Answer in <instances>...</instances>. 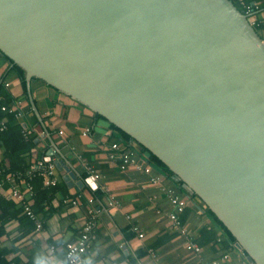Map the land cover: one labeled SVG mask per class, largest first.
I'll use <instances>...</instances> for the list:
<instances>
[{
	"label": "water",
	"instance_id": "1",
	"mask_svg": "<svg viewBox=\"0 0 264 264\" xmlns=\"http://www.w3.org/2000/svg\"><path fill=\"white\" fill-rule=\"evenodd\" d=\"M0 52L39 118L34 78L160 159L264 264V44L231 0H0Z\"/></svg>",
	"mask_w": 264,
	"mask_h": 264
},
{
	"label": "crops",
	"instance_id": "2",
	"mask_svg": "<svg viewBox=\"0 0 264 264\" xmlns=\"http://www.w3.org/2000/svg\"><path fill=\"white\" fill-rule=\"evenodd\" d=\"M252 2L259 4L254 17L262 22L264 1L251 0ZM259 34L264 40V28ZM9 70V63L0 56V76L5 77ZM6 81L10 83L8 91L12 97L24 101L23 122L27 129L36 133L38 147L34 153V163L49 159V151L60 153L75 173L76 182H82L83 186L69 187L63 179L65 171L59 170L56 171L58 184H63L66 188V195H70L67 196L68 199H76L78 194L84 197L80 196V205L70 203L60 206L62 194L57 195L52 205L60 208L44 222L43 230L39 233L34 227V231L23 236L25 230L22 229L20 220H9L5 225L7 235L0 238V258L9 264H27L30 259L31 263L38 264L41 261H46L47 264L62 262L63 245L77 238L87 219L86 203L82 199L94 198L97 190L107 187L121 206H109L105 192L97 199L96 206L100 213L94 229L95 240L93 239L87 254L79 258L78 264H210L215 260L218 264H250L236 245L205 241L208 236H202L201 232L212 231L213 222L201 206L190 199L187 200L188 211L184 210L185 214L183 212L179 215L188 232L182 234L175 230L169 218V214L175 211L174 205L162 190L164 187L175 188L174 180L153 169L152 174L162 180L161 184H153V175H146L134 167L123 171L118 162H111L108 154L113 132L106 122L94 121L91 112L85 107L76 105L46 85L34 83L31 92L39 118L30 102L28 104V93L26 98L18 77L12 73L7 76ZM85 129L91 130L88 136L82 135ZM59 131H64V135H58ZM5 152L1 147L0 161L4 159ZM52 160L55 161L56 158L53 157ZM86 165L101 175V179L94 181L93 185L88 183L92 175L87 171ZM11 184L12 188L21 191L14 180ZM7 188L11 187L4 186L0 190V204L11 200L21 207L12 198V189ZM140 234L143 236L140 237ZM217 235L220 239L224 238L220 231ZM191 237L201 248L199 255L188 249L187 240ZM54 243L58 248L50 253L49 248ZM224 256H228V259L224 260Z\"/></svg>",
	"mask_w": 264,
	"mask_h": 264
},
{
	"label": "trees",
	"instance_id": "3",
	"mask_svg": "<svg viewBox=\"0 0 264 264\" xmlns=\"http://www.w3.org/2000/svg\"><path fill=\"white\" fill-rule=\"evenodd\" d=\"M231 1L238 8V10L245 13V10L243 6L240 4L239 0H231ZM245 1L246 4H251V0H245ZM255 30L258 33H260L262 31V28L255 27ZM0 56L4 60H6L10 65V70L6 73L5 77L0 76V148L3 147L6 150L4 159L0 161V181H3V187L10 186L11 188H7V189L11 190L13 186L11 182L7 180V177L10 176L18 185V187L21 189L22 193L25 195L23 205L19 203L21 207H18L11 200H6L2 204H0V238L2 236L7 235L5 231V225L9 222V220L13 218H17L20 220V225L22 226V229L25 230L23 236H25V234L27 236V233L31 232L32 230L34 231V224L32 220L24 212V205L29 204L32 210L34 211V213L38 215L45 222L47 219H49L53 214H55L59 210L60 206L67 205L70 203L72 204V202L71 201L65 202L66 199H68L67 196L70 195H66L67 190L63 186V184L62 185L57 184L56 186L53 187H47L45 185V177L41 174L42 172L41 170L37 171L39 174H36L35 176H31V174L29 173L34 165L33 157L38 147V143L36 142V136H35L36 133L30 129H25L22 126V124L19 122V119L16 118L15 113L9 112L15 101H17V99L15 100L8 91L10 85L8 88L5 86V84L7 83L6 81L7 76L13 73L18 77L19 82L23 87L25 96L27 98L26 72L20 66L14 64L8 57L3 55L1 52H0ZM34 83L37 84L41 83L43 85L48 86L43 81L34 78L31 81V90ZM48 87L53 89L60 95H63L54 88L50 86ZM21 102L22 103L20 104L19 111H22V113L25 114L23 107L24 101L21 100ZM27 102L29 104L28 98H27ZM73 102L76 105H79L80 107H84L75 101ZM4 107L6 108V111L3 110ZM86 110L91 112L92 116L94 117V121L106 122L109 130L113 132L112 141L110 142L109 146L112 145L113 143L124 144L126 142H130L133 140L131 136L126 134L124 131H122L115 125L108 123L102 116L93 113L87 108ZM4 121L6 123L5 128L1 130V124ZM89 131L91 130L89 129ZM24 132L27 133L26 137L23 134ZM133 150L139 153L140 160L146 161L148 165L152 166V168L154 170H157L159 173H161V175L167 176L170 179L174 180L175 188L172 189L176 192V194L184 197L185 199L187 198L186 200L190 199L194 202V204L196 205L198 204L199 206H201L206 216L213 222L212 231L207 232L206 230H203L201 232L202 236L203 235L208 236V239L205 241L207 242L219 241V242H223L222 244L223 245L225 244L227 246L236 245L237 241L235 237L224 226V224L216 217V215L202 202V200L196 194H194L193 192L190 193L186 190L185 184L181 180H179L178 177L172 171H170V169L160 159H158L155 155H153L150 151H148L146 148L142 147L138 143H136V148L133 147ZM84 177H87V175L84 174ZM29 186L31 187V191H32V196L30 197L28 196L30 194ZM97 191L98 192L95 193V197H94L96 202L97 199L102 197L104 192L102 189ZM60 193L62 194L60 206L55 208L53 207L52 202L56 198V196L59 195ZM76 196H77L76 198L80 196L84 197L82 194H78ZM82 201L85 202V199L83 198ZM187 211L188 208L186 206L185 212ZM180 221L182 223V220ZM218 231H220L224 236L223 239L222 238L220 239V236L218 237L217 235ZM81 232L82 229L79 232L77 238L71 242H76L80 237ZM93 237L95 240L94 230H93ZM54 244L55 245L53 244L52 245L55 247L56 250V248H58L57 247L58 245L56 243ZM66 244L63 245L62 248V256H63L62 262L65 261ZM0 256L2 255L0 254ZM0 264H9V263L6 262L3 258H0ZM10 264H15V263H10ZM27 264H38V262L31 263V259H30V261Z\"/></svg>",
	"mask_w": 264,
	"mask_h": 264
},
{
	"label": "built area",
	"instance_id": "4",
	"mask_svg": "<svg viewBox=\"0 0 264 264\" xmlns=\"http://www.w3.org/2000/svg\"><path fill=\"white\" fill-rule=\"evenodd\" d=\"M264 1V0H263ZM240 4L243 6L245 10V15L248 17V20L250 24L253 27H261L264 28V20L262 22H259L256 20L254 15L259 10V4L256 2H252L251 4H246L243 0H239ZM264 44V40H263ZM9 83H6L5 86L8 88ZM21 100L15 101L13 104L10 113H15V116L17 119H23L24 114L22 111H19ZM3 110L6 111V108L4 107ZM5 121L1 124V130L5 128ZM27 129V128H25ZM90 133L89 129H85L82 132L83 136H88ZM24 136H27V133H23ZM58 135L63 136L64 131H59ZM134 140V139H133ZM130 142H126L124 144L120 143H113L109 146V154L108 158L111 162H118L119 167L121 170H126L128 167H134L137 170L143 172L146 175H153V168L152 166L148 165V163L144 160H140L139 153L133 150V147L136 148L135 140ZM87 171L92 175V179L94 181H99L101 179L100 173H97L92 169V167L86 165ZM42 171L41 174L45 177V185L47 187H53L58 184V177L57 172L58 169L56 167L55 161L52 159H44L36 161L29 172L31 176H35L36 174H39L37 171ZM7 180L9 182H12L13 179L8 176ZM151 182L153 184H161L162 180L158 177H155L154 175L151 177ZM3 187V181H0V190ZM102 190L107 194L108 197V204L109 206L113 207H120L121 203L118 201L115 196L111 193V191L104 187ZM163 193L166 195L168 200L174 205V212H171L169 214L170 221L172 222V226L175 230L180 231L182 234H186L188 232L187 227L181 223L179 215L182 214L187 206L185 198L182 196H179L176 194V192L171 187H164L162 188ZM29 197L32 196L31 187L29 186ZM12 198L17 201L18 203L23 205L24 197L25 195L21 193L16 188H12L11 192ZM71 201L73 205H80L81 204V198L76 199H67L65 202ZM85 203L87 207V215H86V221L83 224L82 232L80 237L76 242H69L66 244V255H65V261L60 262L58 264H78L79 258L83 255H86L87 252L92 247L93 242V230L96 227L97 224V218L100 213V209L96 206V200L92 198L85 199ZM24 212L26 215L32 220L34 223L35 231L37 233L41 232L44 227V221L34 213L31 206L29 204L24 205ZM134 230H137V228L134 227ZM143 235L140 234V237ZM187 246L188 249L197 255L201 253V248L197 246V244L193 241L192 237L187 240ZM50 253H53L55 251V247L53 245L49 248ZM240 251L243 253L244 258H247V254L243 252V250L240 249ZM223 259H228V256H224ZM210 264H218V261H212Z\"/></svg>",
	"mask_w": 264,
	"mask_h": 264
},
{
	"label": "clouds",
	"instance_id": "5",
	"mask_svg": "<svg viewBox=\"0 0 264 264\" xmlns=\"http://www.w3.org/2000/svg\"><path fill=\"white\" fill-rule=\"evenodd\" d=\"M255 28V27H254ZM41 264H47V262L46 261H41Z\"/></svg>",
	"mask_w": 264,
	"mask_h": 264
},
{
	"label": "rangeland",
	"instance_id": "6",
	"mask_svg": "<svg viewBox=\"0 0 264 264\" xmlns=\"http://www.w3.org/2000/svg\"><path fill=\"white\" fill-rule=\"evenodd\" d=\"M185 200H186V199H185ZM186 203H188L187 200H186Z\"/></svg>",
	"mask_w": 264,
	"mask_h": 264
}]
</instances>
